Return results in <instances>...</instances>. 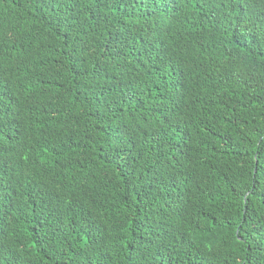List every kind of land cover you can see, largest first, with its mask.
Here are the masks:
<instances>
[{"label":"trees","instance_id":"trees-1","mask_svg":"<svg viewBox=\"0 0 264 264\" xmlns=\"http://www.w3.org/2000/svg\"><path fill=\"white\" fill-rule=\"evenodd\" d=\"M0 264H264V0H0Z\"/></svg>","mask_w":264,"mask_h":264}]
</instances>
